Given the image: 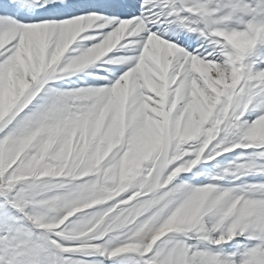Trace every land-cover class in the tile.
<instances>
[{
    "label": "snow or ice",
    "instance_id": "obj_1",
    "mask_svg": "<svg viewBox=\"0 0 264 264\" xmlns=\"http://www.w3.org/2000/svg\"><path fill=\"white\" fill-rule=\"evenodd\" d=\"M0 264H264V0H0Z\"/></svg>",
    "mask_w": 264,
    "mask_h": 264
}]
</instances>
